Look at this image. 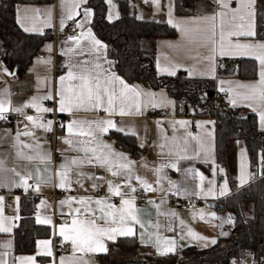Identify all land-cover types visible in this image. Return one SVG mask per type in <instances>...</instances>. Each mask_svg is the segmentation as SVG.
<instances>
[{
  "label": "crops",
  "instance_id": "crops-1",
  "mask_svg": "<svg viewBox=\"0 0 264 264\" xmlns=\"http://www.w3.org/2000/svg\"><path fill=\"white\" fill-rule=\"evenodd\" d=\"M105 1L106 18L108 21L117 19L121 0H111V4L108 0ZM126 1L130 11L137 17L154 18L175 29L173 37H158L155 40L154 68L158 75H169L162 69L171 70L173 66L178 65L179 67L175 68L176 74L184 71L193 78L214 79L217 93L230 107L245 108L254 113L258 128L264 129L260 120L264 103L258 99H244L245 96L253 95V86L257 88L256 95H259L261 65L256 59L259 50H251L250 54L244 55L240 53L245 50L233 47L237 43H262L264 38L228 34L240 31L237 27L241 23L238 17L244 14L241 0H228V9H221L218 0H197L194 13L187 15L175 13L174 0H159L158 4L153 3V0ZM258 1L262 0H256L255 24ZM76 3L77 0L16 3V24L26 33L40 35L43 43L38 50L45 52L43 58H37L35 54L30 64L22 71L7 68L3 60L4 46L0 39V101L8 109L0 114V161H3L0 165V226L8 229L0 231V259H3L5 264H29L21 259L27 257L34 258L31 264H60L61 258L64 259V264H101L100 256L105 255L109 245L120 238H135L138 251L144 256L181 255L182 250L191 246L207 248L213 245V240L216 241L218 236L227 232L223 225L231 224L228 222L230 214L227 211H220L215 205L209 204L216 203L231 192L225 167L216 161L215 119L194 115L190 105H178L164 88L152 89L143 83H129L122 78L114 67L113 48L97 38L90 28L93 13L87 2L78 4L73 11V18H67ZM237 8L241 11H230ZM85 9L90 13L87 17ZM221 11L227 15H217L214 22L202 19ZM233 15H236V20H232ZM169 20L172 23H169ZM221 20L224 22L223 50L230 53L225 55L220 54ZM71 23L82 25L78 28L79 43L69 41L65 35L66 28ZM212 23L216 25L215 36L209 39L212 36ZM25 28L29 30L25 31ZM43 30L48 32L44 34ZM89 32L91 36L88 35ZM93 37L100 42L99 45L94 43ZM212 40H215V44ZM68 49L73 51L69 52ZM53 51L59 61L56 68L53 65ZM240 58L255 60V77L244 79L236 75V62ZM83 61L88 63L82 64ZM97 64L100 68L96 67ZM228 64L234 66L231 73L224 72ZM69 67H72L77 77L98 76L103 83L106 76L115 73L130 87H137L142 93L139 98V113L133 106L132 114L122 116L119 114L117 102V110L110 115L104 110L107 107L105 97V103L98 108L85 104L71 113L57 111L59 118L65 116L67 122L63 127L56 128L53 140L49 139L48 134L52 130L46 131L35 126L27 121L26 117L33 116L37 118V124H46L49 120L52 121V112L41 113L27 105L35 102L46 108L58 109L59 78L67 75ZM5 68L12 74H6ZM79 84L78 79L66 80L65 94L71 95L73 91L78 90ZM111 86L118 94L119 83L114 82ZM49 94L52 99H43ZM150 110L161 111L168 116H150L147 113ZM108 119H111L116 127L101 132L94 122ZM72 120L78 123L70 135L67 125ZM175 121L188 123L182 126L174 124ZM116 128L123 131H117ZM26 131L32 135H23ZM81 132L85 134L82 135ZM89 132L91 135L87 134ZM112 132L129 139L124 140L125 144L116 143L109 135ZM65 139H71L72 145L64 143ZM97 156L106 158V162L102 164L96 159ZM73 159L79 163L71 164ZM89 160L92 162L89 163ZM228 160L235 169L237 188L245 186L263 173L259 170L263 163L261 155H258L256 168L252 169L241 139L231 142ZM173 164L175 167L171 166ZM61 165H64V168H61ZM156 169L160 171L157 172ZM113 171L118 174L114 176ZM61 172L66 173L63 187H60ZM242 175L245 179L243 185L240 183ZM137 177L147 181L155 190H145ZM109 181L113 186H120L122 195L109 193ZM100 183H104L102 196L96 193V186ZM225 185L227 191L220 195ZM132 188L135 192L131 191ZM168 191L176 192L187 205L171 206L164 198ZM141 192L148 193L145 203L136 198ZM24 197L32 199L34 222L48 228L49 235L37 238L31 253H16L14 232L20 220V200ZM80 198H87L86 202L81 204ZM122 198L133 200L132 215L138 222L133 221L131 217L125 221L126 225L133 229L131 236L115 234V240L104 237L102 243L107 251H93L87 245L78 246L74 250L71 240H64L60 235L61 225H64L67 231L73 219H95L100 227H120L119 210L122 207ZM96 200H103L104 203L98 205ZM61 201L68 202L62 205ZM107 205L114 207L109 208ZM101 208L104 212L115 213L117 223H112L111 215L101 219ZM76 209H80L79 213ZM251 210V204L245 203V211L249 215ZM125 215L127 216V212ZM45 220H50L51 223L39 222ZM173 240L174 250L166 251L173 248L167 241ZM43 241L49 242L51 256L41 254L47 250L41 243ZM161 252L165 254H160Z\"/></svg>",
  "mask_w": 264,
  "mask_h": 264
},
{
  "label": "trees",
  "instance_id": "trees-1",
  "mask_svg": "<svg viewBox=\"0 0 264 264\" xmlns=\"http://www.w3.org/2000/svg\"><path fill=\"white\" fill-rule=\"evenodd\" d=\"M53 0H0V39L4 46L3 60L8 69L24 70L43 43L38 34L26 33L15 22L18 2H45ZM197 0H174L177 15L194 13ZM92 9L90 28L94 35L113 48L114 67L127 82L143 83L152 89L164 88L179 104H187L196 116L215 119L216 161L225 167L231 192L218 200L215 207L227 211L232 218V229L218 236L207 248L194 246L182 250L181 255H140L135 238H120L110 244L101 264H240L251 252L252 264H264V172L243 187H236V175L228 160L232 141L241 139L248 154L249 164L256 168L258 155L264 163V129L258 128L257 117L245 108L223 107L216 103L218 93L214 79L188 76L184 71L175 75H158L154 68V43L158 37H173L175 29L154 18H140L133 14L126 0L119 3V16L113 21L106 18L105 0H87ZM256 37L264 38V0L257 2ZM256 62L240 58L236 75L249 79L256 75ZM116 143L127 141L126 136L109 134ZM131 139V138H130ZM134 147V146H133ZM132 147V148H133ZM245 203L252 206L251 214ZM34 205L30 197L20 200V220L14 232V251L31 253L39 237L49 235L46 227L33 218Z\"/></svg>",
  "mask_w": 264,
  "mask_h": 264
},
{
  "label": "snow or ice",
  "instance_id": "snow-or-ice-1",
  "mask_svg": "<svg viewBox=\"0 0 264 264\" xmlns=\"http://www.w3.org/2000/svg\"><path fill=\"white\" fill-rule=\"evenodd\" d=\"M87 0H77V3L74 4L73 6V10H70L68 13V19H72L73 18V11L75 9V7L78 6V4L81 3H86ZM109 4H111V0H108ZM153 3L158 4L159 0H153ZM218 3L221 7V9H228L229 4H228V0H218ZM255 4H256V0H241V7L243 9L244 14L240 15L238 17V19L241 21V23L239 25H237V27L240 29V31L238 32H229V36L232 35H243V36H247V37H255L256 36V24H255ZM230 11H232L233 13H237L240 12L241 9L237 8V9H230ZM89 10L85 9V16L87 17L89 15ZM37 15H39V10H37ZM169 15L171 16V11H169ZM217 15L224 17L227 15L226 12L221 11L218 14H214L212 16L209 17H204L202 19L204 20H208V21H212L214 22L217 18ZM111 18V17H110ZM237 17L236 15H233L232 20H236ZM246 21V23H244ZM19 22V19H18ZM169 23H172L171 20H169ZM61 24L63 25V20L61 21ZM175 26V25H174ZM223 26H224V22L223 20H221V33H220V40H221V55H225V54H230V53H225V51L223 50V46H222V42L224 40V32H223ZM77 27L80 28L82 27V25H80L79 23H77ZM215 29H216V25L215 23H212L211 25V33L212 36L209 37V39H212V37L215 36ZM29 29L25 28V31H28ZM182 31H186L183 30ZM81 35H83V33H81ZM89 36H91V32L88 33ZM69 41H73L76 43H79V38L78 37H69L68 38ZM93 41L96 45H99L100 42L98 40H95V38L93 37ZM213 44H215V40H212ZM50 47V46H49ZM234 48L236 49H243L245 51L241 52L240 54H250L251 50H259V54L256 55V59L259 60L260 65H261V71H260V81H259V95H256L257 92V88L255 86L252 87V92L253 95L251 97L249 96H245L244 99H258L261 103H264V42L262 43H250V44H235L233 45ZM69 52L73 51V49H68ZM213 53H215V48H213ZM64 54V53H62ZM210 58V57H209ZM45 63H48V61H45ZM88 61H83L82 64H87ZM97 68H100V65L97 64L96 65ZM179 67L177 66H173V68L170 70L168 68L162 69V71H166L167 74L169 75H175L176 71L175 68ZM214 71V69H213ZM4 72L6 74L11 75L12 73L8 72V69L5 68ZM78 79L80 81V84L77 86L78 90L73 91L71 95H66L65 94V88H64V82L66 80H75ZM60 81V89L58 91V96H59V100H58V109H51V108H46L43 107L37 103H32L31 105H27L30 107H34L36 108V110L38 112L41 113H48V112H53V111H59L61 113L64 112H69L71 113L74 109H79L80 107L84 106L85 104H88L91 107H100L101 105H103L105 103V97H106V104L107 107H105V111L108 112L110 115L117 110V102L119 103V114L120 115H129L132 114V108L133 106L136 109V112L139 113L140 111V102H139V98L142 95L141 91L137 88V87H130L127 83H125V81L123 79H121L119 76H117L115 73H112L110 76H106L104 79V82L102 83L100 78L97 77H92L90 75H80V76H76V74L74 73V71L72 70V67H69V70L67 72L66 76H61L59 78ZM114 82H118L120 85V91L117 94V92L115 91V89L111 86ZM5 92H7V89L4 90ZM69 91H71V89H69ZM35 99V98H34ZM43 99L45 100H50L52 99L51 94L46 95L43 97ZM233 103H235V101H233ZM155 106V105H154ZM8 111L7 108H5L4 103L2 101H0V114L4 113ZM16 111H20L19 109H16ZM0 118H2V116H0ZM27 121L31 122L33 125L38 126V127H42L44 128L46 131H51L52 130V126H53V121L49 120L46 124H37V118H34L33 116H27L26 117ZM260 120H261V124L262 126H264V112L260 113ZM78 123V121L76 120H72L68 125H67V131L68 133L71 135L73 133L74 130V126ZM97 125V128L101 131V132H107L108 129L111 128H115V124L111 119L108 120H102V121H96L94 122ZM188 121H175L174 124H180L182 126L187 125ZM27 127V126H26ZM61 127H63V125H61ZM117 131H123V129L120 128H116ZM81 134H85L83 132H81ZM88 135H91V132L87 133ZM134 134V133H133ZM23 135L25 136H29L32 135V133L30 132H24ZM19 136V134H18ZM173 139H175L173 137ZM64 143L68 144V145H72L73 141L71 139H65ZM25 147H29L28 145H25ZM105 147H109L107 145H105ZM163 147V145H162ZM93 152H95V149L92 150ZM50 158V156H49ZM29 159H31V157H29ZM97 160H99L102 164L104 162H106V158L101 157V156H97L96 157ZM89 163H91L92 161L89 160ZM79 163V161L73 159L71 161V164L75 165ZM3 164V161H0V165ZM126 165H121V167H125ZM172 167H175V165H171ZM163 167V165L161 166ZM61 168H64V165H61ZM14 171V170H13ZM157 172L160 171V169H156ZM114 176L117 175L118 173L113 171L112 173ZM59 175L61 176V184L60 187H63V180L66 176L65 172H61L59 173ZM136 179L140 180V183L145 187V190H155L152 189V186L149 185L147 183V181L142 180L141 178L137 177ZM201 179L203 180V177H201ZM245 182V179L243 177V175L240 178V183L241 185H243ZM108 191L109 193H112L114 195H122L121 191H120V186L116 185L113 186L112 182L109 181L108 182ZM132 192H135V189L132 188L131 189ZM227 191V185L224 186V188L221 189L220 191V195H224ZM72 199V198H70ZM87 198H80V203L84 204L86 202ZM68 201H61V204L63 205L64 203H66ZM96 204L98 205H102L104 203L103 200H96L95 201ZM122 207L119 210V223H120V227H100L97 226L96 224V220H77V219H73L72 220V225L70 228L65 229L64 225H61L60 227V235L64 238V240H71L72 244H73V248L74 250L76 249V247L81 246V245H87L91 250L93 251H101V252H105L107 251L105 245L102 243V239L104 237H107L110 240H115V234H119L122 236H131L133 235V229L131 227H128L125 223V221L128 219V217H131V219L133 221H136V217L134 215H132V204H133V200L130 199H123L121 201ZM127 206V207H124ZM107 207L109 208H113V205H107ZM77 213H79L80 209H76ZM101 212L103 213V216L101 217V219H104L105 217L111 215L113 217L112 219V223L116 224L117 220L115 218V213H107L104 212V209L101 208ZM127 212V216L125 215V213ZM41 223H51L50 220H45V221H39ZM107 222V221H106ZM138 222V221H136ZM228 222L232 223V218L229 217L228 218ZM0 231H8V229L4 228L3 226H0ZM224 235H227V233H224ZM200 239H204L203 237H200ZM44 244L45 248L47 249L46 251L42 252L41 254L43 255H48L51 256L52 252L50 249H48V241H43L41 242ZM167 243H170L173 245V248H168L166 251H173L174 250V246H175V241H167ZM212 243H215V240L212 241ZM95 245L96 247L93 248L92 246ZM160 254H165L163 252H161ZM22 260H26L29 262V264H31V262L34 261L33 257H27V258H21ZM0 264H5V261L3 259H0ZM60 264H64V259L61 258Z\"/></svg>",
  "mask_w": 264,
  "mask_h": 264
},
{
  "label": "built area",
  "instance_id": "built-area-1",
  "mask_svg": "<svg viewBox=\"0 0 264 264\" xmlns=\"http://www.w3.org/2000/svg\"><path fill=\"white\" fill-rule=\"evenodd\" d=\"M48 31L47 30H43V33H47ZM65 35L67 36V38L69 37H79L80 36V31L77 27V25L75 23H71V24H68L67 28H66V31H65ZM45 52L42 51V50H38L37 53H36V57L37 58H43ZM52 56H53V61H54V68L58 67L59 66V61L56 57V52L53 51L52 52ZM216 103L218 105H221L223 107H230L229 103L218 93V96H217V99H216ZM148 115L150 116H165L167 117L168 114L167 113H162L161 111H148L147 112ZM51 118H52V121L54 122L53 123V127H52V131L50 134H48V138L53 140L54 137H55V130L58 126H61V125H64L66 122H67V118L65 116H63L62 118H59L58 114H57V111H53L52 114H51ZM259 170L261 172H264V163H262L260 166H259ZM96 193L100 196H102L104 194V183H100L96 186ZM53 196L55 197L56 195L53 194ZM136 198L138 199L139 202L141 203H145L147 198H148V193L147 192H141L140 194H137L136 195ZM164 198L169 202V204L171 206H176L177 204H180L182 206H186V202L185 200H182L180 199L178 196H177V193L176 192H173V191H168L164 194ZM34 200V199H33ZM223 228L225 229V231H230L232 229V225L231 224H224L223 225ZM251 252L249 251L247 253V258H251ZM248 264H252V262L248 263Z\"/></svg>",
  "mask_w": 264,
  "mask_h": 264
},
{
  "label": "water",
  "instance_id": "water-1",
  "mask_svg": "<svg viewBox=\"0 0 264 264\" xmlns=\"http://www.w3.org/2000/svg\"><path fill=\"white\" fill-rule=\"evenodd\" d=\"M233 71H234V66L233 65H230V64L226 65L225 70H224L225 73H231ZM209 204L215 205L216 203L215 202H209ZM157 264H160V263H157ZM165 264H174V262L171 261V262H168V263H165Z\"/></svg>",
  "mask_w": 264,
  "mask_h": 264
},
{
  "label": "rangeland",
  "instance_id": "rangeland-1",
  "mask_svg": "<svg viewBox=\"0 0 264 264\" xmlns=\"http://www.w3.org/2000/svg\"><path fill=\"white\" fill-rule=\"evenodd\" d=\"M251 262L250 258H246L244 261H242L240 264H248Z\"/></svg>",
  "mask_w": 264,
  "mask_h": 264
}]
</instances>
